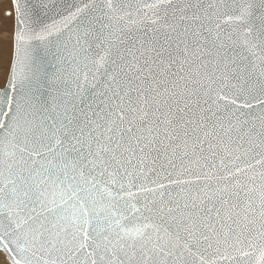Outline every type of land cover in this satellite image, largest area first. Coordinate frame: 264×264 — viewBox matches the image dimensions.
<instances>
[{"label":"snow or ice","instance_id":"snow-or-ice-1","mask_svg":"<svg viewBox=\"0 0 264 264\" xmlns=\"http://www.w3.org/2000/svg\"><path fill=\"white\" fill-rule=\"evenodd\" d=\"M0 264H264V0H0Z\"/></svg>","mask_w":264,"mask_h":264}]
</instances>
